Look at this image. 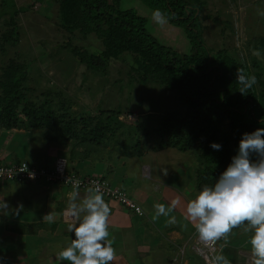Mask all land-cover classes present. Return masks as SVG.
<instances>
[{"label": "trees", "instance_id": "1", "mask_svg": "<svg viewBox=\"0 0 264 264\" xmlns=\"http://www.w3.org/2000/svg\"><path fill=\"white\" fill-rule=\"evenodd\" d=\"M33 1L55 5L58 26L71 37L76 33L95 34L102 40L104 51L90 53L68 44L78 61L90 70L106 69L111 59L118 60L129 54L134 59L133 69L141 73L143 83L152 81L178 94L183 109L161 120L160 127L153 132L158 136L154 149L196 150L200 157L195 171L197 192L205 185L214 184L238 151L243 133L264 127V81L260 80L261 92H257L254 84L243 94L240 92L237 69L248 76L252 74L225 50L214 54L207 46L201 19L205 1L141 0L165 17L170 25L185 30L191 45L189 53L175 51L161 43L149 31L148 20L134 9H122L120 0ZM29 10L19 8L16 0H2L0 22L9 19L5 21L8 29L0 40V52L5 57L8 49L19 41L16 17ZM10 61L0 71V128L37 131L44 144L56 143L65 148L71 144V153L79 148L92 153L111 143L126 148L128 145L122 138L128 139L132 132H139L144 126L143 123L133 127L126 125L120 119V110L102 111L96 116L85 113L84 117H78L69 113L67 103H55L50 96L37 103L27 87L32 61ZM148 116L150 112L143 119H149ZM136 142L134 148L140 146V141ZM212 142L220 143L221 149H211ZM244 227L247 225L240 224L231 231ZM223 241L222 237V244Z\"/></svg>", "mask_w": 264, "mask_h": 264}, {"label": "rangeland", "instance_id": "2", "mask_svg": "<svg viewBox=\"0 0 264 264\" xmlns=\"http://www.w3.org/2000/svg\"><path fill=\"white\" fill-rule=\"evenodd\" d=\"M120 1L122 9H134L140 16L148 20L149 31L161 43L178 52H190L191 45L184 29L173 27L161 15L157 17L156 13L141 0ZM203 1L206 2V6L201 13V19L207 46L212 49L214 54L225 50L227 55L235 57L244 64L255 77L254 88L257 92H261L260 80L264 81V0ZM1 3L2 0H0V5ZM16 3L19 8L27 7L31 10L16 17L20 33L19 41L17 45L8 49L6 57L0 52V71L11 62V59L20 63L32 61V72L29 75L27 87L31 89L30 95L37 103L43 102L50 96V99L55 103H67L70 109L69 113L78 117H84L85 113L96 116L102 111L117 112L120 110V119L126 125L131 127L136 126L134 124L137 123L144 125L140 129V133L134 131L128 139L122 138L126 145L134 147L138 140L140 146L133 148L134 151L144 153L148 152V149L154 150L158 145V136L153 132L160 127L161 120L169 113L183 109L178 94L169 91L161 84H154L152 81L143 83L141 73L133 69L134 59L129 54L123 55L118 60L111 59L106 69L97 72L90 70L78 61L70 51L68 44L89 53L104 51L100 38L95 34L84 36L80 33L71 37L58 26L56 6L51 2L42 4L34 3L33 0H16ZM6 20L9 21V19H3L0 22V40L4 31L8 29L5 27ZM0 74L2 73L0 72ZM56 108L58 107L56 106ZM144 112L145 114H143ZM148 112H150L149 119H143ZM225 125V130L228 131V123L226 122ZM162 151L164 154L177 153L174 158L170 154L168 155L171 159L168 161L167 167H170V170L176 168L175 171L168 172V175L175 172L178 177L183 178L186 174H180L182 165L187 167L183 170L184 173H187L184 178L186 179L188 176L191 180L189 184L192 185V190L184 183L181 206L177 204L179 201L176 199H172L170 203L172 207L174 204L177 205L179 214L183 216L182 219L188 221L189 226L193 229L190 235L182 238L181 249L176 248L177 250L169 251L170 253L164 259L163 264H209L207 259L204 260L201 257V250L193 247L197 241L198 233L194 228V222L188 218L186 212L187 202L194 199L198 193L195 188V171L200 165V157L196 150L191 149L181 152L171 147L162 149ZM151 153L155 152L151 151ZM178 153H181L180 157L184 160H181V163H179L181 158ZM191 166L195 169L193 174L188 172L191 170L189 168ZM152 168L155 174V164ZM163 173L165 174L164 170L161 177ZM170 194L181 200L178 193L171 192ZM181 223L183 225V222L177 221L178 225ZM245 229L246 227L231 231L223 236L225 239L223 244L222 237L220 239L222 249L220 248L219 253L222 252L230 264H254L255 258L249 243L252 230L246 231ZM175 238L176 236L172 237V241H175ZM171 248L173 247L171 246ZM117 250L118 253L115 254L113 264H138L131 261L135 254L131 252L125 254L127 250L125 247ZM147 251L149 250L147 249ZM157 258H161V255L151 254V259L146 260V264H162V262L156 261Z\"/></svg>", "mask_w": 264, "mask_h": 264}, {"label": "crops", "instance_id": "3", "mask_svg": "<svg viewBox=\"0 0 264 264\" xmlns=\"http://www.w3.org/2000/svg\"><path fill=\"white\" fill-rule=\"evenodd\" d=\"M58 146L56 143L45 145L37 131L0 128V164L26 161L51 167L58 156H63L68 159L70 171L84 177L106 178L114 187L126 191L142 207L145 215L139 216L115 201L104 199L110 208L108 231L115 254L118 253L117 249L125 247V254H135L131 261L138 264H146L153 253L159 254L161 258L156 261L163 264L169 251L181 249L182 238L190 235L193 229L188 221L182 219L177 205L172 207L170 201L176 199L181 206L182 185L186 183L190 190L192 185L188 176L184 178L187 175L183 172L187 168L184 165L180 172L181 175L186 174L183 178L175 172L168 175V172L176 170L167 167L171 159L168 155L174 158L177 153L164 154V151L156 149L141 153L134 151L133 145L121 149V146L113 143L96 148L92 153H85L82 148L71 153L70 146ZM178 154L180 157L181 153ZM180 158L179 163L184 161ZM154 164L155 174L152 168ZM192 167L188 172L193 174L195 169ZM163 170L165 174L161 177ZM71 192L54 184L0 183V204L4 202L8 205L7 209L0 210V264H71L70 261H62L58 252L75 239L74 227L87 214L86 210L80 211L79 217L71 220L64 215ZM75 192L74 203L78 207L92 194L87 190ZM171 192L178 193L181 200L173 197ZM157 204L165 207L166 215L157 213ZM48 214L52 215L51 221L46 218ZM173 217L174 224L169 222ZM178 220L183 225H178ZM69 224L73 225V229L70 230ZM175 236V241H172L171 238Z\"/></svg>", "mask_w": 264, "mask_h": 264}, {"label": "clouds", "instance_id": "4", "mask_svg": "<svg viewBox=\"0 0 264 264\" xmlns=\"http://www.w3.org/2000/svg\"><path fill=\"white\" fill-rule=\"evenodd\" d=\"M160 15L156 13L157 17ZM236 80L242 94L255 83V77L246 75L242 69H237ZM210 148L219 151L221 144L212 142ZM88 191L92 194L79 207L74 203L76 192L69 193L64 215L71 220L78 218L80 211L86 210L87 214L74 227L75 239L62 247L58 256L71 264H110L115 257L108 231L110 208L99 186ZM155 207L158 214H167L163 205ZM7 208L6 203L0 204V210ZM186 212L206 245L246 224L245 230H252L249 243L254 264H264V127L241 135L236 154L213 185H205L187 202ZM46 218L51 221L52 215ZM169 222L175 223V218ZM69 228L73 229V225L69 224ZM211 264H230V261L220 252L211 258Z\"/></svg>", "mask_w": 264, "mask_h": 264}, {"label": "built area", "instance_id": "5", "mask_svg": "<svg viewBox=\"0 0 264 264\" xmlns=\"http://www.w3.org/2000/svg\"><path fill=\"white\" fill-rule=\"evenodd\" d=\"M0 183L54 184L61 185L71 191H88L91 187L99 186L105 200L115 201L139 216L145 215L142 207L134 202L126 191L114 187L106 178L84 177L70 171L68 159L63 156H58L51 167H41L26 161L11 165L0 164ZM196 238L194 249L201 250V257L204 260L207 259V263L211 264V258L220 251L221 238L207 245L199 239L198 234Z\"/></svg>", "mask_w": 264, "mask_h": 264}]
</instances>
